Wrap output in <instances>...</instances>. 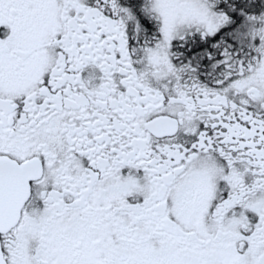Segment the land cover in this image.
<instances>
[{"label": "flooded vegetation", "instance_id": "flooded-vegetation-1", "mask_svg": "<svg viewBox=\"0 0 264 264\" xmlns=\"http://www.w3.org/2000/svg\"><path fill=\"white\" fill-rule=\"evenodd\" d=\"M3 163L0 264H264V0H0Z\"/></svg>", "mask_w": 264, "mask_h": 264}, {"label": "rangeland", "instance_id": "rangeland-1", "mask_svg": "<svg viewBox=\"0 0 264 264\" xmlns=\"http://www.w3.org/2000/svg\"><path fill=\"white\" fill-rule=\"evenodd\" d=\"M197 4H194V15L196 17H201L202 16V12L204 14H206V9L204 7H202L201 5L198 4V2H196ZM260 20V18H259Z\"/></svg>", "mask_w": 264, "mask_h": 264}, {"label": "water", "instance_id": "water-1", "mask_svg": "<svg viewBox=\"0 0 264 264\" xmlns=\"http://www.w3.org/2000/svg\"><path fill=\"white\" fill-rule=\"evenodd\" d=\"M2 166H3V167H6V166H7V164H5V165H2ZM6 168H12V167H6ZM6 168H5V169H6Z\"/></svg>", "mask_w": 264, "mask_h": 264}]
</instances>
